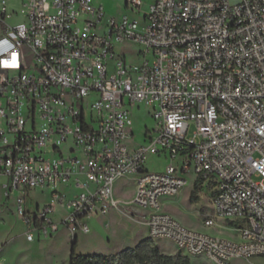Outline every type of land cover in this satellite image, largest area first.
I'll use <instances>...</instances> for the list:
<instances>
[{"label":"built area","instance_id":"built-area-1","mask_svg":"<svg viewBox=\"0 0 264 264\" xmlns=\"http://www.w3.org/2000/svg\"><path fill=\"white\" fill-rule=\"evenodd\" d=\"M125 1L132 13L147 7L143 20L105 18L95 0H24L25 22L11 26L1 2L0 175L18 192L27 241L60 224L88 234L90 215L116 211L212 264L264 257V0ZM126 43L142 46L139 61L117 52ZM141 103L157 125L130 148L131 108ZM152 155L172 162L150 172ZM124 179L133 195L117 198ZM190 180L215 207L205 226L223 220L234 238L163 209ZM38 189L51 197L43 207L28 204Z\"/></svg>","mask_w":264,"mask_h":264},{"label":"rangeland","instance_id":"rangeland-1","mask_svg":"<svg viewBox=\"0 0 264 264\" xmlns=\"http://www.w3.org/2000/svg\"><path fill=\"white\" fill-rule=\"evenodd\" d=\"M5 1L8 7V13L12 14L7 18V23L15 26L25 22L26 8L23 6L24 0H0ZM97 6L104 7L105 18L119 17L123 13H129L143 20V11L132 13L126 7L125 0H95ZM1 32V28H0ZM142 46L134 43L119 44L117 52H126L127 59L130 62L139 61L136 57ZM126 103L129 101L126 99ZM129 106V105H128ZM130 107V106H129ZM133 118L134 137L129 142V147L133 148L148 143L147 132H153L156 129V121L153 118V106L141 103L131 108ZM73 145V139L64 142L61 146L62 151L67 154ZM51 156V155H49ZM171 159H166L163 155H152L147 159L146 167L150 172H162L166 166L171 163ZM9 178L0 175V264H70V255L72 245L76 242V253L79 255L108 256L120 253L127 248H135L142 241L148 240L152 246L159 248L165 255H175L179 251L173 243L166 239H153L149 236L144 225L116 211L106 215H90L86 222L90 227V233L85 234L79 231L76 234H70L65 225L60 224L58 232L51 237L39 236L35 232V240L28 242L26 239L27 224L21 219L17 211L18 192L8 193L5 185ZM206 186V185H205ZM63 190V187L59 188ZM192 181L187 184L183 192L173 198L162 199L164 210L173 214L184 225L195 230H202L206 226L204 220L214 214V204L209 199L207 190L197 188L193 195ZM134 187L131 180L124 179L118 182L116 186L117 198L126 199L133 195ZM195 198H198L197 201ZM28 204H44L51 202L49 193L38 189L30 193L27 198ZM127 207L122 204V208ZM65 211L59 207L55 214L57 221L64 216ZM217 226L208 228L211 232H220L225 234L223 237L234 238L233 230L227 222L217 220ZM226 224L227 226H225ZM211 234V233H210ZM188 256L191 264H212L204 256ZM233 264H264V257H255L251 260H234Z\"/></svg>","mask_w":264,"mask_h":264},{"label":"trees","instance_id":"trees-1","mask_svg":"<svg viewBox=\"0 0 264 264\" xmlns=\"http://www.w3.org/2000/svg\"><path fill=\"white\" fill-rule=\"evenodd\" d=\"M199 183L195 184L193 195ZM196 201L198 198H195ZM76 242L72 245L70 264H191L188 256L178 252L175 255L162 254L158 247L148 240L142 241L135 248H127L120 253L108 256L79 255L76 253Z\"/></svg>","mask_w":264,"mask_h":264},{"label":"crops","instance_id":"crops-1","mask_svg":"<svg viewBox=\"0 0 264 264\" xmlns=\"http://www.w3.org/2000/svg\"><path fill=\"white\" fill-rule=\"evenodd\" d=\"M63 189H65V191H67L69 195H71L73 192L76 191L73 187H67V188H63ZM207 194H208L209 199H210V195H209L208 192H207ZM55 219H56V218H55ZM56 220H57V219H56ZM146 229H147V228H146ZM201 231H204V232H207V233H211V234H214V235H217V236H221V237L225 236V234H222V233H220V232H215V233H214V232H211V231H209V229H208L207 227H205V228L202 229ZM147 232H148V230H147Z\"/></svg>","mask_w":264,"mask_h":264},{"label":"snow or ice","instance_id":"snow-or-ice-1","mask_svg":"<svg viewBox=\"0 0 264 264\" xmlns=\"http://www.w3.org/2000/svg\"><path fill=\"white\" fill-rule=\"evenodd\" d=\"M15 59V57H13ZM9 62L8 61H4V64L7 65Z\"/></svg>","mask_w":264,"mask_h":264},{"label":"clouds","instance_id":"clouds-1","mask_svg":"<svg viewBox=\"0 0 264 264\" xmlns=\"http://www.w3.org/2000/svg\"><path fill=\"white\" fill-rule=\"evenodd\" d=\"M5 43H7V41H5ZM14 62H15V60H14V58H13V61H12V63L14 64Z\"/></svg>","mask_w":264,"mask_h":264}]
</instances>
